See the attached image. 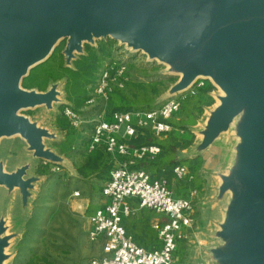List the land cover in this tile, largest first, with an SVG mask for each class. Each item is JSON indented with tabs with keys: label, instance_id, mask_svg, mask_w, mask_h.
Returning <instances> with one entry per match:
<instances>
[{
	"label": "water",
	"instance_id": "1",
	"mask_svg": "<svg viewBox=\"0 0 264 264\" xmlns=\"http://www.w3.org/2000/svg\"><path fill=\"white\" fill-rule=\"evenodd\" d=\"M90 33L158 56L183 71L180 85L194 74L212 75L227 98L220 99L205 144L246 106L256 109L246 130L250 167L226 179L241 195L228 223L236 237L229 257L264 264V0H0V136L18 131L37 157L54 162L40 142L50 137L15 113L50 104L55 91L25 92L20 83L61 38H68L63 54L70 62ZM21 174L0 170V184L24 187Z\"/></svg>",
	"mask_w": 264,
	"mask_h": 264
},
{
	"label": "rangeland",
	"instance_id": "2",
	"mask_svg": "<svg viewBox=\"0 0 264 264\" xmlns=\"http://www.w3.org/2000/svg\"><path fill=\"white\" fill-rule=\"evenodd\" d=\"M104 40L113 39L107 37L84 42L81 52H84L85 44L96 46L99 41ZM67 41V37L61 38L56 44L57 46L64 43L62 53ZM113 41L115 47L109 59L118 58L124 61L127 65V83L130 82L134 90L142 92L143 100L147 103L157 106L167 98L175 97L184 91L175 92L182 78L178 71L165 62L151 58L142 50L131 48L127 43ZM78 55L73 52L72 57L76 58ZM65 62L70 65L71 61ZM205 84L214 86V103L204 107L201 114H197L193 110L188 113L190 103L186 100L184 109L174 116L175 120L182 121L195 135L191 148L187 149V152H181V155L200 150L204 146L205 135L210 131L215 118L217 101L227 98V94L213 80L206 79ZM61 85L51 83L45 91L20 86L25 92L46 94L55 91V98L50 104L37 105L19 112L21 117L50 137L40 141L42 150L50 152V155L52 152L56 153V143L59 140L54 138L52 132L64 131L67 123L59 107L63 103L67 104ZM126 92L140 103V99L135 98L132 90L128 93L126 89ZM248 107L250 106H246L230 121V129L227 132L222 130L216 135L220 136L219 139H215L206 151L208 156L210 154L211 161H222L233 166L242 162L244 168L250 167L251 159L246 150L249 143L246 130L252 129L247 125L248 117L255 113L256 109L250 107L249 111ZM237 129L241 131L238 132ZM220 147L226 149V152L223 149V157L212 155V152ZM52 165L37 157L35 150L30 149L28 142L20 135L0 136V170L10 176L21 172L20 180L26 184L24 187L0 184V264H25L31 259L37 264H87L93 256L94 246L86 237L85 212L80 213L70 206V200L77 198L72 196L75 191L73 182L66 173L58 176L51 171ZM37 168L45 170V173L38 174ZM169 189L174 190L170 185Z\"/></svg>",
	"mask_w": 264,
	"mask_h": 264
},
{
	"label": "built area",
	"instance_id": "3",
	"mask_svg": "<svg viewBox=\"0 0 264 264\" xmlns=\"http://www.w3.org/2000/svg\"><path fill=\"white\" fill-rule=\"evenodd\" d=\"M125 81L124 61L108 59L100 69L94 93L105 101L112 87L122 88ZM205 83L206 79H199L177 96L167 98L150 109L114 112L109 117L101 114L96 119L89 136L88 150L103 147L120 160L110 169L102 186L101 195L105 202L87 217V239L91 242L102 240L101 255L92 258L89 264H175L178 241L186 238L184 229L193 224L197 189L192 188L187 197H175L164 178L152 177L143 169L130 168L128 164L134 160L154 158L160 153V148L156 145L133 147L126 140L135 135L137 128H147L158 138L174 131L169 120L195 94L196 88L203 87ZM62 114L71 126L78 128L82 124L79 114L69 105L63 107ZM50 169L56 172L60 167L52 165ZM173 173L177 179L194 178L184 165L175 166ZM130 199L137 200L138 208L151 210L165 218L152 225L160 243L158 248H143L127 234L123 221L136 211L131 207Z\"/></svg>",
	"mask_w": 264,
	"mask_h": 264
},
{
	"label": "trees",
	"instance_id": "4",
	"mask_svg": "<svg viewBox=\"0 0 264 264\" xmlns=\"http://www.w3.org/2000/svg\"><path fill=\"white\" fill-rule=\"evenodd\" d=\"M114 47L113 40L99 41L96 46L85 44L84 52L72 59L70 65H67L62 53L64 43H60L55 46L45 61L31 68L21 80L23 88L38 91H45L51 83L62 81V90L67 104L59 105L61 114L63 107L69 105L79 114L82 124L76 128L71 126L67 120L63 139L56 143V148L60 154L65 156H80L81 161L75 165L77 173L83 178L94 177L99 179L102 181V186L107 181L109 171L115 165L117 158L111 156L103 147L93 150L87 148L89 141L87 135L92 132L97 117L101 114L109 117L114 112L144 110L154 107L143 100L144 94L134 90L131 83H127V81L123 83L122 88L112 87L105 101L94 93L100 69L104 62L109 59ZM147 88L149 89L148 86ZM126 89H128V93L132 90L135 98L140 99V103L133 99L130 94H127ZM213 89L214 86L211 84L196 88L195 94L188 99L190 103L188 113L193 110L197 114H201L204 107L211 106L214 103L210 94ZM184 107L185 102L181 105L180 110H183ZM169 123L175 130L164 137H155L147 128H137L135 135L126 140L128 145L133 147L156 145L160 148V153L154 158L134 160V165L130 168L150 171L152 177L164 178L168 185L174 188L173 196L187 197L189 191L195 187L196 178L192 180L177 179L173 173V168L177 165H184L195 174L196 167L200 164L199 156L181 160L175 159L177 151L186 149L193 144L195 135L187 126L182 124V121L175 120L174 116L169 120ZM37 173L44 174L45 170L37 168ZM54 173L61 176L65 175L66 172L61 169ZM72 182L74 185V181ZM157 247V245L154 246V248ZM25 264L37 263L31 259Z\"/></svg>",
	"mask_w": 264,
	"mask_h": 264
},
{
	"label": "crops",
	"instance_id": "5",
	"mask_svg": "<svg viewBox=\"0 0 264 264\" xmlns=\"http://www.w3.org/2000/svg\"><path fill=\"white\" fill-rule=\"evenodd\" d=\"M56 83L62 84V81H57ZM212 93L213 91L210 92L213 97ZM229 129L230 127L228 126L222 132H227ZM240 129H237V131L240 132ZM191 132L193 131L191 130ZM52 133L54 138H59L58 141L63 139V130L60 133L57 131ZM90 134L87 135V138H89ZM219 137L216 136L208 145L204 144L200 150L183 155L180 154L183 151L187 152V149L189 150L192 144L190 147L179 150L176 153V160L199 156L200 164L196 167L194 174V178H196L194 188L197 189L193 211L194 220L190 228L184 229L187 234L186 238L178 241L174 254L175 264H237L235 259L229 257L236 246V237L232 228H228V223L237 213L236 208L241 199L240 186L236 183L227 184L226 179L233 176L234 173L244 170V164L241 162L239 165L233 166L222 161V163L219 161L215 162V160L214 162L211 161L209 158L210 154L208 156L206 151H208L213 141L219 139ZM223 149L225 148L215 149L212 155L223 157ZM51 156L54 162H48L61 167L66 172V175L70 177V180L74 181L75 191L72 196L77 198L70 200V206L73 210L80 213L85 212L87 232L88 215L105 202L100 193L102 181L94 177L83 178L77 173L75 165L81 161L80 156L68 157L60 154L58 150H56V153L52 152ZM119 160L116 159V161ZM133 165L134 161L128 164L129 167ZM75 192L78 194L74 195ZM171 192L173 193V191ZM129 203L136 211L134 215L125 218L123 221L127 234L143 248L152 249L155 245L159 247L160 243L158 240V242L156 241V233L152 225L156 220L163 221L165 218L151 210L138 208L136 199H130ZM92 244L94 252L90 259L99 257L102 253V240H97L92 242Z\"/></svg>",
	"mask_w": 264,
	"mask_h": 264
},
{
	"label": "bare ground",
	"instance_id": "6",
	"mask_svg": "<svg viewBox=\"0 0 264 264\" xmlns=\"http://www.w3.org/2000/svg\"><path fill=\"white\" fill-rule=\"evenodd\" d=\"M95 37L96 36H94L93 34H89L88 35V37H86L85 39L84 38H82V39H79V42H78V44H82L85 40H95ZM58 41V38L56 37L55 39H54V41H53V44L50 46V48L56 43ZM127 42V41H126ZM129 45V44H128ZM131 48H135V46L133 45V44H130L129 45ZM50 48L48 49V50H50ZM142 51H144V50H142ZM49 52V51H48ZM147 53V52H146ZM149 54V53H148ZM155 59H157V60H161V58H159L158 56H155ZM34 62H32V63H30V64H28V65H26L27 67L28 66H30V65H32ZM169 67H171V64H169V63H166ZM172 68V67H171ZM179 73H180V75H181V77H183V71L182 70H180V71H178ZM182 79V78H181ZM199 79H210V80H213L218 86H220V84L214 79V77L212 76V75H208V74H201V73H198V74H194L191 78H189L188 79V81L187 82H185V83H183L182 85H180L181 84V82L178 84V86H177V89H175V92H181V91H183V90H185V89H187L189 86H191L194 82H196V81H198ZM221 87V86H220ZM28 106H32V105H26V106H24V107H28ZM222 106V102H221V100L220 99H218V101H217V107L216 108H219V107H221ZM24 107H22V108H24ZM18 110H20V109H18ZM20 111H16V113H15V116H20V113H19ZM8 136H10V135H14V134H19V132L18 131H15V132H11V133H6Z\"/></svg>",
	"mask_w": 264,
	"mask_h": 264
}]
</instances>
